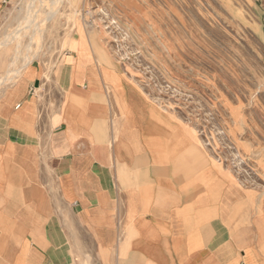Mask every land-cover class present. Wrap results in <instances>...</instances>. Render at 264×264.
<instances>
[{
	"label": "crops",
	"instance_id": "0c3cea01",
	"mask_svg": "<svg viewBox=\"0 0 264 264\" xmlns=\"http://www.w3.org/2000/svg\"><path fill=\"white\" fill-rule=\"evenodd\" d=\"M79 50L0 90V264H264V193Z\"/></svg>",
	"mask_w": 264,
	"mask_h": 264
},
{
	"label": "rangeland",
	"instance_id": "374dc122",
	"mask_svg": "<svg viewBox=\"0 0 264 264\" xmlns=\"http://www.w3.org/2000/svg\"><path fill=\"white\" fill-rule=\"evenodd\" d=\"M41 1L38 20L50 13L51 0ZM30 2H8L0 41ZM54 11L32 41L37 55L30 62L44 66L48 84L69 54L65 49L83 47L80 53L88 54L92 47L100 63L113 64L193 127L203 156L264 193V0H63ZM86 26H94L90 35ZM29 36L20 48L14 41L0 49V78L14 57L28 53Z\"/></svg>",
	"mask_w": 264,
	"mask_h": 264
},
{
	"label": "bare ground",
	"instance_id": "6f19581e",
	"mask_svg": "<svg viewBox=\"0 0 264 264\" xmlns=\"http://www.w3.org/2000/svg\"><path fill=\"white\" fill-rule=\"evenodd\" d=\"M30 1L31 2L26 5L25 10L23 9L26 12V14L23 16L22 19L18 20L19 24L17 28L13 32L7 33L4 36V38L0 41V49L8 47L14 41L17 42V48H20L21 47L20 39L23 38L25 33L29 32L30 43L25 47L28 53L21 60L19 59V57H14L5 77L0 78V86L5 85L6 83L16 82L22 76V70L30 64L33 58L36 57L37 53L32 54V49L34 48V44L32 43V41L34 42L35 35L41 34L43 29L45 28L46 23L49 20H51V18L56 14V12L54 11V6L62 3L63 0L49 1V3L47 4L49 6L48 9H50V13L49 16L43 20H38L39 8L38 10L36 9L37 8L36 3L39 2L41 8L44 1L41 0H30ZM80 11L81 10L75 11V18H74L75 22L81 19L78 16ZM76 23H74L72 27L76 26ZM93 28L94 26H86L88 35H90ZM19 60L22 65L20 67H17V63Z\"/></svg>",
	"mask_w": 264,
	"mask_h": 264
}]
</instances>
